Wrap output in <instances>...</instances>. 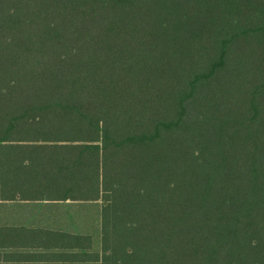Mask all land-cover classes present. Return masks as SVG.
I'll return each instance as SVG.
<instances>
[{
    "label": "trees",
    "instance_id": "obj_1",
    "mask_svg": "<svg viewBox=\"0 0 264 264\" xmlns=\"http://www.w3.org/2000/svg\"><path fill=\"white\" fill-rule=\"evenodd\" d=\"M20 141L103 264H264V0H0L2 183Z\"/></svg>",
    "mask_w": 264,
    "mask_h": 264
},
{
    "label": "crops",
    "instance_id": "obj_2",
    "mask_svg": "<svg viewBox=\"0 0 264 264\" xmlns=\"http://www.w3.org/2000/svg\"><path fill=\"white\" fill-rule=\"evenodd\" d=\"M16 143L0 181V264H103L102 197L74 195L55 164L32 172L28 142Z\"/></svg>",
    "mask_w": 264,
    "mask_h": 264
}]
</instances>
